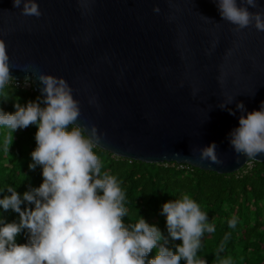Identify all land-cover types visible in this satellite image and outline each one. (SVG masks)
<instances>
[{
    "label": "water",
    "instance_id": "water-1",
    "mask_svg": "<svg viewBox=\"0 0 264 264\" xmlns=\"http://www.w3.org/2000/svg\"><path fill=\"white\" fill-rule=\"evenodd\" d=\"M37 3L39 17L0 0L10 75L27 77L39 96L36 73L63 77L79 101L76 123L103 132L96 146L217 173L264 161V154L249 159L234 153L227 139L238 124L236 102L251 111L264 100V31L249 25L233 32L214 0ZM257 4L264 8V0ZM209 142L222 163L199 158L198 147Z\"/></svg>",
    "mask_w": 264,
    "mask_h": 264
},
{
    "label": "clouds",
    "instance_id": "clouds-1",
    "mask_svg": "<svg viewBox=\"0 0 264 264\" xmlns=\"http://www.w3.org/2000/svg\"><path fill=\"white\" fill-rule=\"evenodd\" d=\"M214 3L233 32L249 25L264 31V8L257 0ZM13 5L25 15H41L37 0H13ZM153 10L159 8L154 6ZM36 74L41 82L40 96L24 104L16 97L12 112L0 109V128L13 132L36 125L28 167L39 165L42 176L38 186L29 184L22 193L11 184L0 187V211L18 214L12 221L0 215V264H179L181 260L184 264H206L197 252L201 237L214 232L215 226L199 203L187 192L162 202L160 212L167 235L141 215L127 223L122 220L128 211L120 181L101 171V161L93 151L103 132L98 133L94 124L86 128L76 123L79 101L63 77ZM13 79L5 44L0 40V97L7 98L5 87ZM217 79L222 82L223 73ZM89 102L95 103L94 97ZM236 109L238 124L227 133L228 142L234 153L255 159L264 154V100L251 111L237 101ZM227 110L235 114L231 108ZM5 145L8 151L9 143L5 141ZM198 153L201 160L222 163L215 142L199 146ZM236 223L235 216L227 221L229 228ZM22 233L24 242H17ZM229 235L226 232L218 246V264H232L231 257L220 256ZM169 237L180 240L175 251L167 246ZM153 249L154 255L146 259Z\"/></svg>",
    "mask_w": 264,
    "mask_h": 264
},
{
    "label": "trees",
    "instance_id": "trees-1",
    "mask_svg": "<svg viewBox=\"0 0 264 264\" xmlns=\"http://www.w3.org/2000/svg\"><path fill=\"white\" fill-rule=\"evenodd\" d=\"M5 91L7 98L0 97V109L8 112L14 111L16 97L24 104L39 96L32 85L20 88L9 83ZM35 131L34 124L13 132L0 128V187L11 184L22 193L29 184L38 186L41 182L40 166L28 167L30 151L35 146ZM5 141L9 143L8 151ZM93 151L101 161V171L114 174L120 181L128 211V216L122 217L126 223L141 215L167 235L161 204L187 192L215 226L214 232L201 237L197 252L206 264H218L216 252L226 232L230 235L224 242L221 257H231L232 264H264V161L248 160L249 164L245 163L236 171L217 173L174 161L145 162L125 158L98 146ZM0 215L7 221L18 217L12 210L0 211ZM232 216L237 218V223L234 228H229L227 221ZM25 238L23 233L16 237L17 242H24ZM178 243V238L169 237L167 246L175 251L174 245ZM154 252V249L150 251L146 259Z\"/></svg>",
    "mask_w": 264,
    "mask_h": 264
},
{
    "label": "built area",
    "instance_id": "built-area-1",
    "mask_svg": "<svg viewBox=\"0 0 264 264\" xmlns=\"http://www.w3.org/2000/svg\"><path fill=\"white\" fill-rule=\"evenodd\" d=\"M10 83L20 88H29L32 85L31 81L29 80L25 81V79H16V78L11 80ZM247 164H249V162H247Z\"/></svg>",
    "mask_w": 264,
    "mask_h": 264
}]
</instances>
